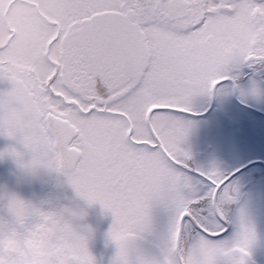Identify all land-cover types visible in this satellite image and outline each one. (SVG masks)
<instances>
[{"label": "snow or ice", "instance_id": "snow-or-ice-1", "mask_svg": "<svg viewBox=\"0 0 264 264\" xmlns=\"http://www.w3.org/2000/svg\"><path fill=\"white\" fill-rule=\"evenodd\" d=\"M218 90L264 100V0H0V157L110 213V264H252L235 172L184 146ZM84 215L0 196V264H97Z\"/></svg>", "mask_w": 264, "mask_h": 264}, {"label": "rangeland", "instance_id": "rangeland-1", "mask_svg": "<svg viewBox=\"0 0 264 264\" xmlns=\"http://www.w3.org/2000/svg\"><path fill=\"white\" fill-rule=\"evenodd\" d=\"M227 93L229 94V98H222V101L219 100L210 115L194 116L190 118L193 123L184 146L192 152L195 161L198 164L210 165L212 162H217L224 171L231 173L242 168L249 162L256 160V158H264V125L260 120H257V118H252L253 116L243 108L238 110V116H235L240 123L238 126H240L242 136L238 134L239 129L236 130V128H230L227 125L232 123L220 121L219 113L223 111V109L229 107V104L223 105L225 104L224 102L231 101L233 104L231 91L225 90V94ZM242 99L246 102L257 105L259 109L264 110V100H257L251 96L242 97ZM208 105V96L199 97L194 102L196 111L200 113L205 111ZM8 168L9 167H6L5 170L0 173V185H12V181L8 179V175L10 174L7 171ZM257 169V167L253 166L243 170L242 172H239L232 181L237 187L239 193L238 200L235 205H233L232 212L234 216H239L242 212L254 225L257 232V241L253 246L255 250L264 245V224L262 226V223L264 222V188L255 189L251 188V185H249L250 182H253L252 178L259 177L255 173ZM22 172L24 174L22 179H20V182H26L29 185H42L43 179H46L43 168H39L34 172L25 170ZM53 172L54 171H52L51 174H55V172ZM2 173H7L8 175H5L3 178L1 176ZM259 180L263 181L260 178L255 181L257 182ZM62 185H64L62 186V192L64 191L66 194V202L63 200L61 203L62 207L68 205L69 202L71 206L77 208V212L82 211L85 213L80 222H83L84 225H87L92 229V235L89 240L90 246L93 247L91 250L92 254L96 251H107L108 248H110L109 246L111 243L107 235L112 224L111 214L105 212L99 204L88 205L76 195L74 189L67 183L66 178H63ZM243 186L247 189V193L243 190L244 195H241ZM38 197L39 195L34 197L36 198L33 202L34 204L38 203ZM242 197L247 200L239 202V199ZM42 198L44 199V197ZM42 203H44V201H42ZM240 203L243 204L238 207V204ZM96 236L97 238H94ZM113 249H115V247L111 250ZM263 254L264 252L259 249L254 258H256L258 262L264 264Z\"/></svg>", "mask_w": 264, "mask_h": 264}, {"label": "flooded vegetation", "instance_id": "flooded-vegetation-1", "mask_svg": "<svg viewBox=\"0 0 264 264\" xmlns=\"http://www.w3.org/2000/svg\"><path fill=\"white\" fill-rule=\"evenodd\" d=\"M245 72L247 73V76L251 79L252 78H255L257 80L260 79L259 76L254 77L253 72L250 69H245ZM231 96L233 99V104L231 103V101L224 102L225 104H223V105L229 104V107L223 109V111H221L219 113V120L220 121H223L225 123H227V122L233 123L237 127L238 126V121H237L238 119H236L235 116H238V110H241V108H243L244 110L253 111V114H251V116H253L252 118H257V120H260L264 125V110L259 109V107L253 103L244 101L241 96H238L237 92L231 91ZM222 98L223 99L229 98V94L228 93L225 94V90H218L215 94H213L212 96L209 97V105L205 110V111H208L207 115L211 114L212 110L216 107V104H218V101L219 100L222 101ZM225 110H227V111H225ZM247 114H249V113H247ZM255 127L258 129V127L256 125H255ZM12 143H14V142L13 141L11 142L6 137L0 136V152H2L5 148H7ZM25 157H26L25 158L26 160L30 159V156H28V155H26ZM256 160L264 161V158H256ZM254 166L258 168L257 171L255 172L256 174H263L264 175V165L262 163L259 162L258 164H254ZM6 167H9L7 171L10 174L8 175L7 173H2L1 176L4 178L5 175L6 176L8 175V179L12 181V185H0V196H3L4 194H14V195L24 199L27 202L30 201L31 203H33L34 200L36 199L34 197H36L38 195L40 197L42 195L40 198L38 197V199H37L38 203L37 204L39 205V203H41L46 209H48V208H64V207H68V208L73 209V207L70 205V203H68V205L62 207L61 203L63 202V200H65V202H66V199H65L66 194L64 191L62 192V190H63L62 186H64V185H60V182H58V184L56 182V183H54V185H50L52 183V177H51L52 171H50L46 168H43L46 179H43L42 185H29L26 182L25 183L20 182V179H22V176L24 174L22 172L24 169H22L17 164V162L13 158H11L10 156L0 157V173L3 170H5ZM256 184L264 187V182H256ZM251 185H254V184L252 183ZM258 189H262V188H258ZM243 190H245V193H247V191H246L247 189H245V186H243L241 195H243ZM42 197H44V199ZM242 200L244 201L247 199L246 198L244 199L242 197L239 199V202ZM42 201H44V203H42ZM241 204H243V203L238 204V207H240ZM263 224H264V222L262 223V226H263ZM94 238H97V236ZM109 247L110 248H108L107 251H101V252L96 251L93 254L97 260V264H110L111 258L115 254V249H113V250H111V249L113 247H115V245L113 243H110ZM92 248L93 247L90 246V242H89L90 251L92 250ZM259 249L262 252H264V245ZM259 249L255 250L253 247L251 249L252 264H263V263L258 262L256 260V258H254L255 254L258 252ZM263 256H264V254H263Z\"/></svg>", "mask_w": 264, "mask_h": 264}, {"label": "water", "instance_id": "water-1", "mask_svg": "<svg viewBox=\"0 0 264 264\" xmlns=\"http://www.w3.org/2000/svg\"><path fill=\"white\" fill-rule=\"evenodd\" d=\"M241 170H242V169H240L239 171H236V172H235V175H236L238 172H240Z\"/></svg>", "mask_w": 264, "mask_h": 264}]
</instances>
